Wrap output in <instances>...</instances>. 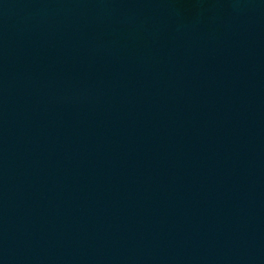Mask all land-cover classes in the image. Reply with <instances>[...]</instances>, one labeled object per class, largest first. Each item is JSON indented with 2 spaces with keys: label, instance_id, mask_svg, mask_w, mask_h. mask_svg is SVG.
<instances>
[{
  "label": "water",
  "instance_id": "obj_1",
  "mask_svg": "<svg viewBox=\"0 0 264 264\" xmlns=\"http://www.w3.org/2000/svg\"><path fill=\"white\" fill-rule=\"evenodd\" d=\"M0 264H264V0H0Z\"/></svg>",
  "mask_w": 264,
  "mask_h": 264
}]
</instances>
